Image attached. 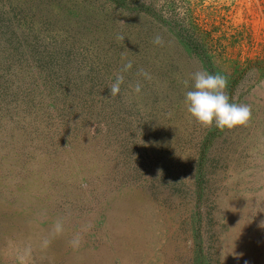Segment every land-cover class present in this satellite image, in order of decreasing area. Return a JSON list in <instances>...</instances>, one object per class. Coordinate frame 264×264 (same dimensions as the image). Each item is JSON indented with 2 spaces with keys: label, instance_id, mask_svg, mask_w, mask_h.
<instances>
[{
  "label": "rangeland",
  "instance_id": "1",
  "mask_svg": "<svg viewBox=\"0 0 264 264\" xmlns=\"http://www.w3.org/2000/svg\"><path fill=\"white\" fill-rule=\"evenodd\" d=\"M202 69L246 124L190 117ZM26 250L264 264V0H0V264Z\"/></svg>",
  "mask_w": 264,
  "mask_h": 264
},
{
  "label": "clouds",
  "instance_id": "2",
  "mask_svg": "<svg viewBox=\"0 0 264 264\" xmlns=\"http://www.w3.org/2000/svg\"><path fill=\"white\" fill-rule=\"evenodd\" d=\"M153 43L159 45L161 39L156 36ZM131 68V64H125L123 71ZM141 75L147 76L141 72ZM123 76L117 74L109 89L111 96L120 93ZM183 87L188 88L187 80L181 82ZM228 81L224 75L209 73L207 70H200L191 76V88L184 93L183 104L187 113L202 127H215L218 130L232 129L236 126L246 124L251 115L249 106L229 101L225 92ZM133 91L140 92V85L137 84ZM46 243V242H45ZM18 257L19 264H25V256Z\"/></svg>",
  "mask_w": 264,
  "mask_h": 264
}]
</instances>
